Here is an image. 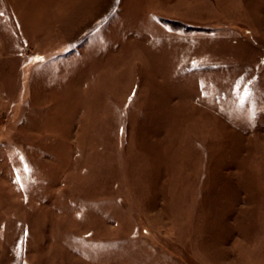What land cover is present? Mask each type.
<instances>
[{
	"label": "rangeland",
	"instance_id": "374dc122",
	"mask_svg": "<svg viewBox=\"0 0 264 264\" xmlns=\"http://www.w3.org/2000/svg\"><path fill=\"white\" fill-rule=\"evenodd\" d=\"M0 14V264H264V0Z\"/></svg>",
	"mask_w": 264,
	"mask_h": 264
},
{
	"label": "snow or ice",
	"instance_id": "6c2138e0",
	"mask_svg": "<svg viewBox=\"0 0 264 264\" xmlns=\"http://www.w3.org/2000/svg\"><path fill=\"white\" fill-rule=\"evenodd\" d=\"M0 15H2V14H0ZM250 96H251V92H249V93L246 95L245 99H248V97H250Z\"/></svg>",
	"mask_w": 264,
	"mask_h": 264
}]
</instances>
